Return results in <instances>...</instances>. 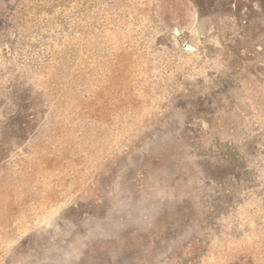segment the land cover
Segmentation results:
<instances>
[{"label":"rangeland","instance_id":"374dc122","mask_svg":"<svg viewBox=\"0 0 264 264\" xmlns=\"http://www.w3.org/2000/svg\"><path fill=\"white\" fill-rule=\"evenodd\" d=\"M0 264H264V0H0Z\"/></svg>","mask_w":264,"mask_h":264}]
</instances>
